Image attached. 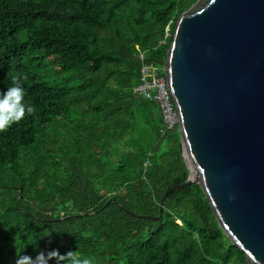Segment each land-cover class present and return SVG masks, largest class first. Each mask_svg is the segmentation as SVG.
Segmentation results:
<instances>
[{
    "label": "trees",
    "instance_id": "trees-1",
    "mask_svg": "<svg viewBox=\"0 0 264 264\" xmlns=\"http://www.w3.org/2000/svg\"><path fill=\"white\" fill-rule=\"evenodd\" d=\"M196 2L0 0V93L18 82L32 108L0 132V264L51 249L89 264H249L197 184L158 220L126 212L158 217L188 177L179 132L134 88L143 66L164 75Z\"/></svg>",
    "mask_w": 264,
    "mask_h": 264
},
{
    "label": "water",
    "instance_id": "water-1",
    "mask_svg": "<svg viewBox=\"0 0 264 264\" xmlns=\"http://www.w3.org/2000/svg\"><path fill=\"white\" fill-rule=\"evenodd\" d=\"M164 75L186 181L249 264H264V0H197L181 14ZM94 212L87 213L93 214Z\"/></svg>",
    "mask_w": 264,
    "mask_h": 264
},
{
    "label": "clouds",
    "instance_id": "clouds-1",
    "mask_svg": "<svg viewBox=\"0 0 264 264\" xmlns=\"http://www.w3.org/2000/svg\"><path fill=\"white\" fill-rule=\"evenodd\" d=\"M24 95L25 91L18 82H13L12 86L0 93V132L23 119L26 112L31 113L32 108L23 102ZM49 261H54V264H89L87 259L78 260L72 258L71 252L60 254L57 249L38 251L34 257L22 251L15 254L13 264H49Z\"/></svg>",
    "mask_w": 264,
    "mask_h": 264
},
{
    "label": "built area",
    "instance_id": "built-area-1",
    "mask_svg": "<svg viewBox=\"0 0 264 264\" xmlns=\"http://www.w3.org/2000/svg\"><path fill=\"white\" fill-rule=\"evenodd\" d=\"M140 74V83L134 88V91L144 99L158 104L165 130L175 129L178 131V112L174 106L165 75L159 76L155 70L148 66H143Z\"/></svg>",
    "mask_w": 264,
    "mask_h": 264
}]
</instances>
